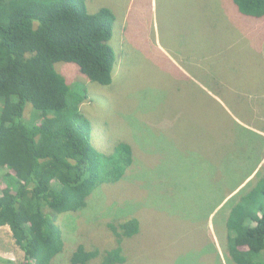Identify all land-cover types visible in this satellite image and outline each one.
I'll return each mask as SVG.
<instances>
[{
	"label": "rangeland",
	"instance_id": "obj_1",
	"mask_svg": "<svg viewBox=\"0 0 264 264\" xmlns=\"http://www.w3.org/2000/svg\"><path fill=\"white\" fill-rule=\"evenodd\" d=\"M88 1L94 8L108 6L116 15L110 41L116 56L113 78L118 74L130 86L115 90L118 85L112 82H90L73 64L57 66L68 78L79 76L74 85L87 89L80 108L91 123L92 145L107 154L114 140L130 142L134 169L124 180L100 185L84 208L60 214L65 249L54 264H70L68 253L79 242L98 248L112 243L108 223L119 215L137 217L142 224L140 235L124 242L133 264H230L218 238L213 246L206 242L211 228L196 221L201 212L189 211L197 202L204 210L193 189L198 177L185 179L188 192L179 190L178 180L208 169L202 177L211 182L227 173L221 170L232 164V154L241 146H248L254 158L263 153L264 144L253 133L264 136V18L241 15L232 0ZM159 43L180 74L154 75L153 68L143 74V48L156 55ZM185 76L194 84L186 87ZM176 81L175 95L168 90ZM6 171L0 169V187ZM175 190L178 197L167 215L160 204ZM0 258L24 261L7 226L0 227Z\"/></svg>",
	"mask_w": 264,
	"mask_h": 264
},
{
	"label": "trees",
	"instance_id": "obj_2",
	"mask_svg": "<svg viewBox=\"0 0 264 264\" xmlns=\"http://www.w3.org/2000/svg\"><path fill=\"white\" fill-rule=\"evenodd\" d=\"M232 1L241 15L264 18V0ZM115 19L110 7L94 8L88 0H0V169L8 170L5 186L0 187V227L9 228L23 251L20 264H54L65 249L60 214L84 208L100 185L124 180L134 169L130 142L114 140L107 154L92 145L91 123L80 108L87 89L74 85L76 78H68L57 66L73 64L90 82L103 86L112 82L118 85L115 90L129 88L118 74L113 78L116 56L110 41ZM142 70L151 74L143 64ZM153 70L154 75H165L158 74L157 67ZM185 77L186 87L194 84ZM176 82L168 90L175 95ZM27 105L32 109L29 117ZM253 134L264 144L262 134ZM244 147L237 148L232 164L221 170L227 173L208 182L202 177L208 169L194 170L178 180L179 190L188 192L185 179L198 177L193 189L204 210L197 202L189 211L198 209L196 221L211 228L206 242L213 246L218 238L229 263L264 264V150L254 158ZM247 179L246 187L239 188ZM169 196L160 204L167 215L178 191L165 195ZM141 226L137 217L117 216L108 223L112 243L98 248L79 242L68 253L69 263L133 264L124 242L139 236ZM201 255V263L207 261L203 251Z\"/></svg>",
	"mask_w": 264,
	"mask_h": 264
},
{
	"label": "crops",
	"instance_id": "obj_3",
	"mask_svg": "<svg viewBox=\"0 0 264 264\" xmlns=\"http://www.w3.org/2000/svg\"><path fill=\"white\" fill-rule=\"evenodd\" d=\"M170 38V37H169ZM167 40V38H165ZM169 42V40H167ZM160 48L158 46L156 47L157 50L161 52V56L157 55L154 58L153 52L151 53V50H149V53L144 54V48H143V56H142V63L143 66L146 68H154L157 67L159 71H157L158 74L164 73L166 76H176L180 74L182 71L179 69V67L175 64V62L171 59V56L168 57L165 52L167 50H163L162 44L159 43ZM157 53V52H156ZM180 62V61H179ZM161 70V71H160ZM183 76V75H180ZM187 78L185 77V80ZM191 82V81H190ZM172 84H177V82H174Z\"/></svg>",
	"mask_w": 264,
	"mask_h": 264
}]
</instances>
